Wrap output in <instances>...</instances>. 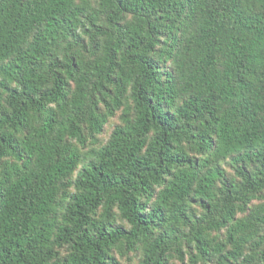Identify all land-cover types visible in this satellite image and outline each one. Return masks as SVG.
I'll return each instance as SVG.
<instances>
[{
  "label": "trees",
  "instance_id": "obj_1",
  "mask_svg": "<svg viewBox=\"0 0 264 264\" xmlns=\"http://www.w3.org/2000/svg\"><path fill=\"white\" fill-rule=\"evenodd\" d=\"M0 264H264V0H0Z\"/></svg>",
  "mask_w": 264,
  "mask_h": 264
}]
</instances>
